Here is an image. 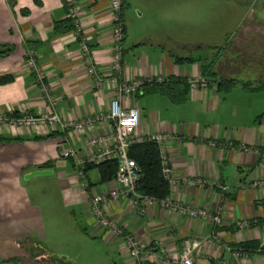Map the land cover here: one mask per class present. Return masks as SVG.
<instances>
[{
	"label": "crops",
	"instance_id": "obj_1",
	"mask_svg": "<svg viewBox=\"0 0 264 264\" xmlns=\"http://www.w3.org/2000/svg\"><path fill=\"white\" fill-rule=\"evenodd\" d=\"M180 2L122 0L125 36L120 69L114 74L110 0H0V76H10L0 83V113L40 116L54 109L65 121L92 120L81 130H61L48 124L21 129L13 127L10 120L1 124L2 135L22 139L0 143V226L6 229L2 233L8 230L9 236L16 234L19 238L38 236L36 206L31 205L26 185L21 182L24 175L38 170L55 176L62 201L74 207L71 215L82 234L100 237L110 244L108 251L114 260L108 264H175L172 259L185 238L202 240L194 264H264L263 252L250 251L237 258L232 255L233 247L242 243L249 242L256 249L264 245V187L250 186L251 181L264 178V119L255 121L264 113V89L249 90L238 84L224 91L216 86L220 78L264 84V0H237L246 7L236 13L231 33L223 29V36H230L222 44H211L210 35L206 38L204 23L197 22V8L191 0ZM133 5L138 8L136 18L129 15ZM206 10L210 9H200L199 14L205 16ZM70 11L76 15L79 33H55L54 22L65 19ZM127 22L138 31L136 37H131ZM181 28L191 34L180 35ZM82 42L89 49L98 76L105 79L115 75L126 82L160 81L178 76L188 82L201 75L202 61L211 64L209 84L189 88L186 100L180 104L158 93L143 95L139 89L124 97V105L140 111L135 137L152 133L165 136L167 165L174 180L169 197L211 213L219 209L220 224L214 227L200 218L179 215L158 202L139 215L128 198L109 201L105 206L108 217L140 245L139 263L130 258L125 236L113 235L98 226L88 210L89 197L114 187L113 177L101 180L98 168H92L97 172L96 179L92 182L86 172L89 186L83 188L74 170L75 160L60 156V144L72 146L78 156H84L91 151L89 139L111 132L103 116L115 86L93 85ZM27 50L35 52L54 108L24 64ZM176 56L194 61L178 63ZM51 132L56 136L33 139ZM112 142L108 139L101 146ZM240 144L258 152L240 151ZM28 175L26 178L31 177ZM186 179H201L203 183L191 185ZM5 214L12 220L6 222ZM241 220L249 221V226L239 229L236 222ZM212 232L214 244L205 241ZM157 242H161L162 249ZM21 263L37 264L29 259Z\"/></svg>",
	"mask_w": 264,
	"mask_h": 264
},
{
	"label": "built area",
	"instance_id": "obj_2",
	"mask_svg": "<svg viewBox=\"0 0 264 264\" xmlns=\"http://www.w3.org/2000/svg\"><path fill=\"white\" fill-rule=\"evenodd\" d=\"M122 0H110L109 11L111 13V25H112V49H113V64L112 70L115 71L120 69L121 61V40L123 37L122 21L120 19V8ZM72 18H76L74 12L68 14ZM75 33L78 34L80 31L79 24L75 19ZM81 51L85 56V62L87 63V73L93 79V85L102 87L104 84L112 83L115 86L114 96L110 99L108 104L107 113L103 118L110 123L111 132L106 136H98L89 139L87 146L91 148V151L84 156H78L77 151L72 146L60 144V156L63 159L75 160L74 170L79 180L80 185L83 188L89 186L87 177L83 170L85 164L98 165L102 162L111 160L116 164V172L113 176L115 186L109 188L105 192L95 193L89 197L88 210L90 215L95 219L98 226L108 230L110 233L116 236H125V245L127 246L129 256L135 262L139 263L141 248L138 241L131 235H124L123 227L119 226L114 220L110 219L106 213L105 206L109 201H115L120 197L128 198L131 205L133 206L136 214L143 215L146 212V208L154 202L160 203L161 206L167 208L172 212H176L179 215L188 218H200L212 226H216L221 222L220 210H216L214 213L201 208L195 207L190 204H186L180 201H174L169 197L163 199H156L150 196H146L138 193L135 190L137 180L139 178V167L133 158L128 153V147L134 142H140L143 140L155 141L160 150L161 163H162V174L167 180L169 186L173 184L174 180L171 175V169L167 165L163 139L164 135L160 133H152L145 137H135L134 132L140 122V111L135 106H125L124 97L137 91L141 85V80H134L131 82L119 81L115 75H111L108 78H102L98 76V70L90 60L89 49L85 42L81 43ZM25 65L31 70L35 77V81L39 84L42 91H44L49 97L48 88L44 82L45 74L42 68L37 64L35 58V52L33 50L26 51ZM189 88L196 89L199 87H206L207 82L203 77L191 78L188 80ZM50 104L54 108V102L49 97ZM10 120V124H48L51 126H57L59 129L64 130L67 128H73L76 130L85 129L92 123V120H81V121H65L62 120L57 111L51 110L48 114L40 116H23L21 118H7L3 114H0V122ZM113 139L112 144L107 146H101V143ZM238 150L245 153L258 152L254 147L247 146L244 144L238 145ZM188 184L195 185L201 184V179L196 180H185ZM251 187L263 188L264 178L255 179L250 183ZM249 221L241 220L236 222V226L239 229L247 228ZM205 241L207 243L214 244L216 242L215 235L212 232ZM202 240L196 238H185L182 242V248L180 252L172 259L175 264H194L195 253ZM159 248L162 249L161 242H157ZM232 255L237 258L246 255L245 251L233 249Z\"/></svg>",
	"mask_w": 264,
	"mask_h": 264
},
{
	"label": "rangeland",
	"instance_id": "obj_3",
	"mask_svg": "<svg viewBox=\"0 0 264 264\" xmlns=\"http://www.w3.org/2000/svg\"><path fill=\"white\" fill-rule=\"evenodd\" d=\"M190 3L197 8V22L204 23L206 38L207 35H210L211 44H222L225 42V39L230 35L227 34L224 37L225 32H223V29H229L228 32L231 33L235 28L236 13H240L246 7V5L242 6L241 3L238 4L237 0H191ZM139 4V6H142V3ZM203 8L210 9L206 10L205 16L199 14V10ZM137 14L138 8L133 5L129 15L132 18H136ZM126 18L130 17L127 15ZM127 24L130 32L132 31L131 37H136L138 31L132 30L133 26L130 22H127ZM202 28L199 27L197 29L200 30ZM181 29L180 35L191 34V32L184 31L183 28ZM195 33L201 34L202 31ZM126 41L125 43L129 42L128 36H126ZM180 53L184 54L187 52ZM29 71L31 72V70ZM200 77H203L202 74ZM206 82L208 85V80ZM0 114H3L7 118L32 116L26 113L19 117L7 116L3 112ZM2 123L0 122V126ZM18 126L21 129H25L30 124H16L13 127L17 128ZM35 171L37 172L38 170ZM87 172L92 182H94L97 174L96 170L90 169ZM27 175L21 178V182L26 185V192L31 205L36 206L34 212L36 214L35 217H37L36 233L38 236L25 238H19L16 234L15 236H9L8 230V233H2L6 229H3L1 224L0 264H22V259L35 261L37 264H61L56 258L62 259L65 264H108L111 262V259L112 261L114 260V256L108 251L110 244H106L100 237L89 236L88 234L84 235L79 230L77 221L71 215V209L74 207L64 205L54 175L51 176L44 173L26 178ZM3 218H7L6 222L12 220L11 215L8 214L3 215ZM80 225L85 228L83 224ZM2 234L7 236L2 238Z\"/></svg>",
	"mask_w": 264,
	"mask_h": 264
},
{
	"label": "trees",
	"instance_id": "obj_4",
	"mask_svg": "<svg viewBox=\"0 0 264 264\" xmlns=\"http://www.w3.org/2000/svg\"><path fill=\"white\" fill-rule=\"evenodd\" d=\"M122 10L123 5L120 8V19L122 21ZM75 19L67 16L65 19L57 20L54 22L53 31L55 33H61L65 31H75ZM123 37L121 42L124 40L125 29L122 23ZM78 38V37H77ZM175 61L178 63L192 62L194 61L191 57H175ZM211 64L202 61L201 64V74L206 79L209 80L212 73L210 71ZM10 79V76H0V83L5 82ZM215 80V79H214ZM240 84L249 90H262L264 89V84H259L255 82H240L236 79H217L216 86L219 90L228 91L234 86ZM140 89V90H139ZM139 91L143 95L158 93L167 96L173 103L180 104L186 100L187 92L189 89L188 82L181 77H169L163 80H144L139 86ZM9 116V114H5ZM12 116L19 117L17 114H12ZM264 119V113L258 115L255 118L256 122H261ZM56 136V133L51 132L47 135L35 136L33 139L41 140L48 137ZM22 141L20 137H8L0 134V143H10ZM128 153L131 158L135 160L137 166L139 167V178L137 180L135 190L143 195L150 196L156 199H163L169 195V184L162 174V163L159 146L155 141L143 140L140 142H134L129 145ZM46 164V163H45ZM42 164L41 166L45 165ZM92 168H98L101 175V180H108L112 178L116 172V164L114 161L108 160L102 162L98 165L85 164L83 167L84 172ZM237 250L250 252L259 251L264 253V245L260 248H255V245L251 243H242L239 247H233ZM57 261L63 264V260L56 258Z\"/></svg>",
	"mask_w": 264,
	"mask_h": 264
},
{
	"label": "water",
	"instance_id": "obj_5",
	"mask_svg": "<svg viewBox=\"0 0 264 264\" xmlns=\"http://www.w3.org/2000/svg\"><path fill=\"white\" fill-rule=\"evenodd\" d=\"M45 173V171H34V172H32V173H30L29 175H28V177L29 176H34V175H37V174H44Z\"/></svg>",
	"mask_w": 264,
	"mask_h": 264
}]
</instances>
